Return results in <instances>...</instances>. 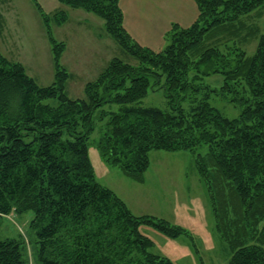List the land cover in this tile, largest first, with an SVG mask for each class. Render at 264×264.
Wrapping results in <instances>:
<instances>
[{"label":"trees","instance_id":"obj_1","mask_svg":"<svg viewBox=\"0 0 264 264\" xmlns=\"http://www.w3.org/2000/svg\"><path fill=\"white\" fill-rule=\"evenodd\" d=\"M58 1L102 19L138 64L111 59L84 86L83 100L69 99V74L60 64L65 46L52 38L44 15L56 71L51 85H37L0 53V218L32 213L37 264H173L151 252L153 242L139 228L153 227L169 239L191 236L165 220L134 216L95 182L88 145L98 128L102 158L136 183L149 168V152L192 153L215 230L232 253L227 264H264V34L250 57L219 45L264 0H196L197 21L175 29L160 52L133 41L119 0ZM53 19L59 25L67 15ZM217 74L219 89L203 85L204 77ZM159 88L167 110L139 105L149 89ZM212 93L230 94L239 116L228 119L212 107ZM53 99L56 106L47 103ZM113 105L117 111L105 108ZM0 264H28L23 240L0 241Z\"/></svg>","mask_w":264,"mask_h":264},{"label":"rangeland","instance_id":"obj_2","mask_svg":"<svg viewBox=\"0 0 264 264\" xmlns=\"http://www.w3.org/2000/svg\"><path fill=\"white\" fill-rule=\"evenodd\" d=\"M123 26L134 42L153 52L163 51L170 43L175 29H187L199 18L196 0H119ZM64 12L67 20L56 24V13ZM43 15L50 24L56 43L65 46L60 64L69 74L64 94L71 100L85 98L84 86L96 80L107 63L117 58L135 66L138 61L126 53L107 34L103 20L81 9H71L58 0H0V53L8 60L20 63L26 74L39 86L55 81L53 48L47 34ZM240 28L230 35H222L223 44L236 46L248 57L255 52L258 39L264 34V5L233 25ZM256 31L251 37L250 32ZM203 85L219 89L221 75L204 77ZM230 94H213L209 103L224 117L235 119L240 108L230 101ZM56 106V100H49ZM141 107L168 109L164 90L149 89L139 102ZM118 110V106L110 108ZM98 128L88 145V156L95 182L112 190L123 199L134 216H152L183 228L191 236L169 239L150 226H141L139 232L153 242L151 252L169 259L173 264H227L231 251L215 230L205 184L195 167V156L187 151L149 152V168L143 184L123 175L100 155L96 140ZM198 153H204L205 147ZM32 213L11 214L0 218V241L20 239L24 242L28 264H37L35 234L30 229Z\"/></svg>","mask_w":264,"mask_h":264},{"label":"crops","instance_id":"obj_3","mask_svg":"<svg viewBox=\"0 0 264 264\" xmlns=\"http://www.w3.org/2000/svg\"><path fill=\"white\" fill-rule=\"evenodd\" d=\"M139 184H143V182L142 183H139ZM123 200V199H122ZM125 203V202H124Z\"/></svg>","mask_w":264,"mask_h":264}]
</instances>
